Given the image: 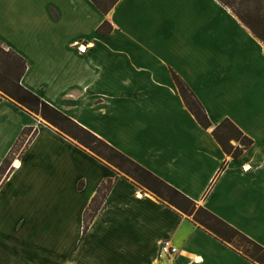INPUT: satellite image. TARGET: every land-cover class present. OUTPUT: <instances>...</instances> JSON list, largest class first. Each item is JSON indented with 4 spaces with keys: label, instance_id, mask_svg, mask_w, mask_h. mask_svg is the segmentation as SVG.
Here are the masks:
<instances>
[{
    "label": "crops",
    "instance_id": "crops-1",
    "mask_svg": "<svg viewBox=\"0 0 264 264\" xmlns=\"http://www.w3.org/2000/svg\"><path fill=\"white\" fill-rule=\"evenodd\" d=\"M0 44L26 59L24 87L264 247V42L228 6L119 0L104 14L91 0H0ZM173 73L214 126L229 119L253 140L238 158ZM35 126L0 184V264H258L1 92L0 166ZM165 240L176 255H160Z\"/></svg>",
    "mask_w": 264,
    "mask_h": 264
},
{
    "label": "trees",
    "instance_id": "trees-1",
    "mask_svg": "<svg viewBox=\"0 0 264 264\" xmlns=\"http://www.w3.org/2000/svg\"><path fill=\"white\" fill-rule=\"evenodd\" d=\"M96 7L104 14L109 13L119 0H91ZM228 6L239 17L241 22L249 28L261 41L264 42V12L262 10L264 0H220ZM258 3L259 7H255ZM113 26L104 21L97 29L99 33L109 34ZM27 69V61L12 49H6L0 44V92L10 98L22 109L29 113L41 116L50 125L55 127L58 132L69 136L73 140L82 144L99 158L105 159L115 168L124 171L127 175L135 180L138 184L144 186L153 192L161 200L169 205L176 207L182 213L192 217V220L210 231L223 242L231 245L235 250L245 255L251 261L264 264V247L225 222L206 208L198 205L195 201L181 193L176 188L165 183L155 176L149 170L137 162L130 159L127 155L100 139L95 133L77 123L61 110L50 105L40 96L33 93L21 83L22 77ZM173 78L179 91L185 101L188 109L193 113L201 126L211 127V121L208 118L202 104L197 99L193 91L183 82V80L173 73ZM31 128V127H28ZM32 130V129H31ZM24 129L23 133H27ZM37 129L33 130L36 134ZM215 139L221 145L222 149L231 157L238 158L245 149L253 144V140L244 134V132L231 120L224 119L212 131ZM22 134V133H21ZM20 139V138H19ZM235 141L237 144H233ZM97 143V144H96ZM99 144V145H98ZM18 142L15 143L8 156L0 166V176L5 175L9 164L13 162L9 157L16 152ZM225 168L223 163L221 170ZM0 181L1 182L4 180ZM114 180L108 179L103 182L95 196L92 198L84 215V231L86 232L89 225L97 214L104 208L105 199L110 191ZM238 238L239 245H233V240ZM245 243H243V242ZM240 245H245L241 249Z\"/></svg>",
    "mask_w": 264,
    "mask_h": 264
},
{
    "label": "rangeland",
    "instance_id": "rangeland-1",
    "mask_svg": "<svg viewBox=\"0 0 264 264\" xmlns=\"http://www.w3.org/2000/svg\"><path fill=\"white\" fill-rule=\"evenodd\" d=\"M263 6H264V2H263ZM255 7H259L258 6V3H256L255 4ZM231 9V8H230ZM262 10H263V12H264V7L262 8ZM231 11L233 12V10L231 9ZM234 13V12H233ZM78 48L80 47V45H79V43H78ZM7 49V48H6ZM82 49H84V48H82ZM2 96H3V94H2ZM4 98H7V99H9V100H11L10 98H8L7 96H5L4 95ZM198 99V98H197ZM199 100V99H198ZM12 101V100H11ZM13 102V101H12ZM201 103V102H200ZM16 104V103H15ZM202 104V103H201ZM203 106V105H202ZM203 108H204V106H203ZM204 110H205V108H204ZM33 114V116L35 115L36 116V118H37V120L39 121V122H47L46 120H44L41 116H39V115H37V114H34V113H32ZM196 118V117H195ZM209 118V117H208ZM44 120V121H43ZM209 120H210V118H209ZM198 121V120H197ZM211 121V120H210ZM48 123V122H47ZM200 124V123H199ZM218 125V124H217ZM217 125H213V123H211V127H209V128H205V127H203V128H205V129H210V128H212V131H213V129L217 126ZM26 130L27 131V129H30V131H28L27 133H23V130ZM23 130H22V134H20V139H18L17 140V142H18V145H17V147L15 148V149H17L16 150V152L14 153V154H12L10 157H9V160H11L12 159V157L13 158H16V160L18 159V157H20V155H22V153H23V150L29 145V143L35 138V136L37 135V132H38V130L36 131V134L34 135L33 134V130H35V129H37V127L35 126V127H31V128H28V127H25ZM32 129V130H31ZM98 137H99V135H97ZM67 137H69V136H67ZM70 138V137H69ZM100 139H102L103 141H105L102 137H99ZM72 139V138H71ZM73 140V139H72ZM73 141H75V140H73ZM77 144H79L80 145V147H82L83 148V150H86L89 154H91L92 156H94L96 159H98V160H101L102 162H105L108 166H113L111 163H109V162H107L105 159H103V158H99V156H96L95 154H93L90 150H88L87 148H85L82 144H80L79 142H77V141H75ZM106 142V141H105ZM106 143H108V142H106ZM233 144H237V142H235V141H233L232 142ZM97 144V143H96ZM109 144V143H108ZM99 145V144H98ZM10 153V152H9ZM123 153V152H122ZM16 160L15 161H13V162H11V164H9V167H8V169H7V171L5 172V175H2V177L0 176V181L3 179V177L5 176H7L8 174H9V172L11 171V169H12V167H13V165H15L16 164ZM16 166V165H15ZM114 167V166H113ZM115 168V167H114ZM117 169V168H116ZM120 173H123V174H125V175H127V173H125L124 171H122V170H119V169H117ZM128 176V175H127ZM113 180V179H112ZM106 181H108V180H106ZM142 186V185H141ZM144 187V186H143ZM145 188V187H144ZM146 189V188H145ZM148 190V189H147ZM38 236H40V234L38 235ZM243 242V241H242ZM239 243V241H238V238L236 239H234L233 240V245H239L238 244ZM244 243V242H243ZM245 244V243H244ZM240 248L241 249H245L246 247H245V245H240ZM234 249V248H233ZM237 251V250H236ZM240 253V252H239Z\"/></svg>",
    "mask_w": 264,
    "mask_h": 264
},
{
    "label": "built area",
    "instance_id": "built-area-1",
    "mask_svg": "<svg viewBox=\"0 0 264 264\" xmlns=\"http://www.w3.org/2000/svg\"><path fill=\"white\" fill-rule=\"evenodd\" d=\"M83 47L80 46L79 49L83 51ZM179 252L178 248L173 245L169 240H165L161 243L160 246V255H168L173 256L176 255Z\"/></svg>",
    "mask_w": 264,
    "mask_h": 264
},
{
    "label": "bare ground",
    "instance_id": "bare-ground-1",
    "mask_svg": "<svg viewBox=\"0 0 264 264\" xmlns=\"http://www.w3.org/2000/svg\"><path fill=\"white\" fill-rule=\"evenodd\" d=\"M17 163V162H16Z\"/></svg>",
    "mask_w": 264,
    "mask_h": 264
}]
</instances>
